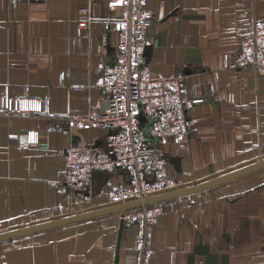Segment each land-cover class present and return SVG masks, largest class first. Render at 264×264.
I'll return each mask as SVG.
<instances>
[{"label":"crops","instance_id":"0c3cea01","mask_svg":"<svg viewBox=\"0 0 264 264\" xmlns=\"http://www.w3.org/2000/svg\"><path fill=\"white\" fill-rule=\"evenodd\" d=\"M148 7L145 63L163 76L182 74L189 98L207 99L189 110L188 143L163 148L166 176L180 189L264 158V74L236 59L240 39L264 18V0H148ZM82 8L111 12L108 0H0V233L113 206L108 191L128 177L97 173L82 191L62 181L69 144L103 142L104 130L71 132L66 120L98 112L118 45L103 24L82 23ZM195 197L196 204L190 197L160 204L151 264H190L191 256L207 264L197 246L218 255V264L224 255L229 264H264V168ZM135 238V225L109 214L3 242L0 259L136 264Z\"/></svg>","mask_w":264,"mask_h":264},{"label":"built area","instance_id":"2783aa9c","mask_svg":"<svg viewBox=\"0 0 264 264\" xmlns=\"http://www.w3.org/2000/svg\"><path fill=\"white\" fill-rule=\"evenodd\" d=\"M111 12L94 16L82 8V23H100L118 35L117 53L105 68L104 98L97 113L71 114L66 123L71 132L81 128L105 131L100 145L72 142L63 156V183L82 191L95 174L122 170L127 179L107 194V204L117 205L176 190L180 183L166 176L163 148L186 145L191 137L189 110L206 98H189L182 74L167 77L152 71L144 61L147 31L154 13L148 0H108ZM237 65L264 74V18L254 20L252 31L240 39ZM5 110H10L5 97ZM45 112L50 113L49 100ZM38 131L27 134L36 143ZM196 196V195H195ZM190 197L196 204L197 198ZM161 203L142 206L119 215L122 224L136 227V264H151L156 250L151 233L162 213ZM0 264H6L0 259Z\"/></svg>","mask_w":264,"mask_h":264},{"label":"water","instance_id":"95a60500","mask_svg":"<svg viewBox=\"0 0 264 264\" xmlns=\"http://www.w3.org/2000/svg\"><path fill=\"white\" fill-rule=\"evenodd\" d=\"M263 168H264V158H262L258 162H255L251 165L239 168L227 174L218 176L216 178H213L211 180H208V181L196 184V185H192V186L176 189L170 192L162 193L159 195L151 196L143 200H133V201H129L126 203L113 205V206H110V207H107L101 210H96V211H91V212H86V213H82L79 215L71 216L68 218L61 219V220L51 221V222H47V223H43V224H39V225L27 227V228H22L18 230L0 233V244L6 241L12 240V239H17L20 237L33 235L35 233L47 231V230L54 229V228L64 226V225H68L71 223L85 221V220H89V219H93V218H97V217H101V216L109 215V214L123 215L126 211L140 208L142 206H148L152 204L167 202V201L174 200V199L195 196L197 194L206 192L208 190L221 186L225 183L231 182L235 179H238L240 177H243L255 171L261 170ZM195 253L204 255L207 264H218L219 263L218 255L211 254L207 246H197L195 249ZM190 264H194V256L190 257ZM220 264H229L228 256L226 255L222 256L220 258Z\"/></svg>","mask_w":264,"mask_h":264}]
</instances>
